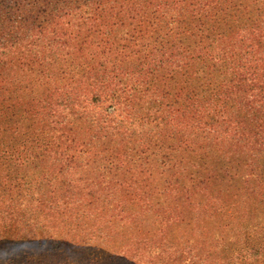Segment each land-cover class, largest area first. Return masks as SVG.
Returning <instances> with one entry per match:
<instances>
[{"label": "rangeland", "instance_id": "374dc122", "mask_svg": "<svg viewBox=\"0 0 264 264\" xmlns=\"http://www.w3.org/2000/svg\"><path fill=\"white\" fill-rule=\"evenodd\" d=\"M7 3L0 264H264V0Z\"/></svg>", "mask_w": 264, "mask_h": 264}, {"label": "trees", "instance_id": "16d2710c", "mask_svg": "<svg viewBox=\"0 0 264 264\" xmlns=\"http://www.w3.org/2000/svg\"><path fill=\"white\" fill-rule=\"evenodd\" d=\"M7 1L12 0H0V18L10 15V11L6 8L8 6ZM10 4V3H9ZM4 33V32H3ZM2 31L0 29V41L3 39L6 41V38H2L1 35ZM249 71L243 72L239 76L238 82L244 78L246 75H250ZM254 75V73H251ZM256 75V74H255ZM257 99L253 101L247 102L246 100L242 104L240 101L237 106L240 107L234 112V116L232 117L233 122L236 123V130L234 132V139L232 143L229 144L224 151L221 152L219 157L218 155L215 157V161L219 162L221 159H225L227 156L230 158L228 159V165L230 166V162L234 160L235 157L233 155H239L243 157V161L240 163H244L246 168L249 169V176L254 175V170L257 172V179L261 182L260 184H264V91L260 89L258 93L255 94ZM250 98V97H249ZM251 118L254 121L255 126L253 133L251 132L252 127H248L247 121ZM243 143V145H242ZM242 145L240 152L236 151L237 149L234 148L235 152L229 151L231 145ZM258 146V148H255ZM235 147V146H234ZM218 157V158H217ZM215 163V162H214ZM255 163H258L255 164ZM217 164V163H216ZM260 165V166H259ZM256 168H253V167Z\"/></svg>", "mask_w": 264, "mask_h": 264}]
</instances>
